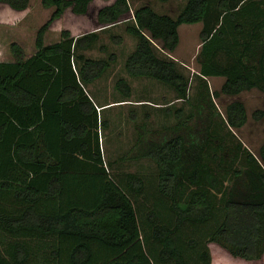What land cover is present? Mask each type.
I'll list each match as a JSON object with an SVG mask.
<instances>
[{
	"label": "trees",
	"instance_id": "obj_1",
	"mask_svg": "<svg viewBox=\"0 0 264 264\" xmlns=\"http://www.w3.org/2000/svg\"><path fill=\"white\" fill-rule=\"evenodd\" d=\"M91 2L41 0L53 10L36 32L35 51L27 56L13 41L12 59L0 60V231L9 237L0 264L32 259L40 264H211L208 243L233 257L260 260L264 139L252 152L239 142H224L213 126L219 115L215 97L264 92V0H186L174 16L149 3L132 10L125 32L137 40L125 59L126 73L166 84L184 100L188 78L174 59L156 53L154 42L173 52L181 24L203 23L196 55L201 81L190 112L185 115L178 108L176 122L154 128L136 122V112H130L136 137L117 161L152 160V188L140 172L127 171L118 178L109 172L101 134L112 120L100 117L84 87L100 78L117 55L76 53L95 47L100 38L96 31L75 37L62 29L59 40L43 41L45 31L67 9L86 14ZM0 3L21 11L29 0ZM130 11L131 0H113L98 9L96 19L114 24ZM110 38L122 42L121 35ZM98 49L108 51L105 44ZM218 76L224 81L212 91L207 78ZM114 88L124 100L132 94L126 78L116 79ZM251 118L264 124V107L254 109ZM247 121L243 101L226 104L230 128ZM150 198L157 200L165 218L151 204L141 223L136 200L145 204ZM186 224L212 225L205 239L187 236V248L197 247L192 259L179 235Z\"/></svg>",
	"mask_w": 264,
	"mask_h": 264
},
{
	"label": "rangeland",
	"instance_id": "obj_2",
	"mask_svg": "<svg viewBox=\"0 0 264 264\" xmlns=\"http://www.w3.org/2000/svg\"><path fill=\"white\" fill-rule=\"evenodd\" d=\"M186 0H131V11L123 15L114 24H100L96 19V10L101 0H93L86 14H74L67 9L64 14L55 20L44 33L45 44L55 42L60 39V31L68 29L72 36H79L85 32L96 31L100 38L95 47L89 50H77L76 53H83L86 56L99 58L107 56L108 52L117 55L116 61L98 79L90 84H84L86 92L96 102L100 109V117L110 118L109 129L102 131V148L104 158L107 162L109 172L118 178L127 171L140 172L150 187H155L156 166L154 162L147 158L137 161H117L118 156L125 153L133 144L136 133L134 122L130 119V112H136V122L145 121L150 128L159 127L163 124H171L178 120L174 111L182 108L184 114H188L192 109L191 105L198 94V85L201 81L199 76V66L196 62V55L200 50V29L202 22L193 24H181L178 27L179 43L173 52H166L159 48V44L154 42L155 51L159 56L172 58L177 62L179 70L188 78V100L181 99L168 87L153 78L132 77L128 75L124 68L127 55L135 48L136 37L125 32L126 24L131 22L132 10L142 4L149 3L153 9L159 13L176 15L183 7ZM53 8H45L41 0H29L25 10L17 11L4 3H0V60H11L9 45L16 41L23 47L27 56L35 51V36L38 28L48 19ZM112 34L122 36V42L116 44L110 38ZM105 44L107 52L100 51L98 45ZM75 67H79L78 60H74ZM123 77L128 80L132 87V94L129 98L123 99L114 88L115 80ZM209 88L218 90L224 81L221 76L207 78ZM239 99L246 107L248 121L238 129L230 128L225 123V106L231 100ZM219 115L215 118L213 133L220 136L224 142L235 144L241 143L244 148L256 152L264 139V124L254 121L251 112L256 108L264 107V92L257 89L244 91L238 95H220L214 98ZM169 108L172 112L167 113ZM104 115V116H103ZM109 119V120H110ZM105 137V138H103ZM240 162L236 165L239 166ZM157 200L150 198L144 202L136 200V208L140 214V222H144L145 211L155 204L154 208L159 209L158 214L165 218V211L156 204ZM143 203V204H142ZM160 221V218H157ZM212 226V225H211ZM210 225H185L180 235V240L186 244L187 236L205 239ZM8 236L0 231V254L4 253L5 242ZM210 250V243H208ZM219 246V245H218ZM202 243L199 242V247ZM189 257L197 256L195 249L187 248ZM216 262L223 264L218 249ZM215 254V252H213ZM192 262V261H191ZM28 264H40L32 259ZM251 264V263H249ZM264 264V263H261Z\"/></svg>",
	"mask_w": 264,
	"mask_h": 264
},
{
	"label": "crops",
	"instance_id": "obj_3",
	"mask_svg": "<svg viewBox=\"0 0 264 264\" xmlns=\"http://www.w3.org/2000/svg\"><path fill=\"white\" fill-rule=\"evenodd\" d=\"M113 0H101L97 10H96V14H97V11L100 7L104 6V5H107V4H110ZM93 2V0H92ZM91 2V3H92ZM90 3V5H91ZM89 5V7H90ZM76 37V36H75ZM210 250H211V264H221L219 262H216L215 258H216V255H217V251H219L218 249H221L223 250V252H220L219 253V257H221V260H223L224 262H222L223 264H261V263H264V254L262 256V258L258 261H248V260H244L242 258H238V257H233L231 256L226 250H224L223 248H221L220 246H218L217 244L215 243H210ZM215 252V254L213 253Z\"/></svg>",
	"mask_w": 264,
	"mask_h": 264
}]
</instances>
